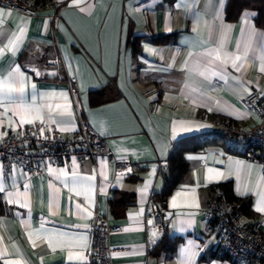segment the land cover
Returning <instances> with one entry per match:
<instances>
[{
  "label": "crops",
  "instance_id": "crops-1",
  "mask_svg": "<svg viewBox=\"0 0 264 264\" xmlns=\"http://www.w3.org/2000/svg\"><path fill=\"white\" fill-rule=\"evenodd\" d=\"M57 1L64 6L58 24L49 11L0 8V140L37 122L75 133L76 78L84 116L127 165L45 163L44 175L30 177L0 162V264H89L96 211L122 226L111 237L115 264H241L216 255L218 232L203 210L214 188L232 181L234 194L251 201L245 223L264 233V211L256 210L264 209L260 164L224 145L188 151L189 171L166 199L164 233L150 229V201L162 194L169 171L160 161L178 141L223 120L256 123L244 101L252 90L264 96L258 11L246 8L229 20V0ZM52 57L60 61L54 75L45 67ZM117 192L133 202L112 210ZM166 233L179 238L174 253L154 254Z\"/></svg>",
  "mask_w": 264,
  "mask_h": 264
},
{
  "label": "built area",
  "instance_id": "built-area-1",
  "mask_svg": "<svg viewBox=\"0 0 264 264\" xmlns=\"http://www.w3.org/2000/svg\"><path fill=\"white\" fill-rule=\"evenodd\" d=\"M6 7L27 15H42L49 11L52 23L61 21L64 6L57 0L47 3L35 0H0V8ZM58 57L49 58L45 67L52 75L59 69ZM70 92L79 112L78 129L66 134L55 129H46L42 123H32L11 131L0 140V162L5 168L9 165L22 166L30 177L45 174L44 164L62 165L72 160L97 161L106 159L118 169L127 165L119 161L113 148L84 116L80 103V87L76 78L70 79ZM248 111L256 117V123L247 128L230 120H223L210 133L198 136L200 140L221 142L228 153L240 155L261 165L264 171V96L252 90L245 98ZM229 149V150H228ZM165 172L169 171V159L160 161ZM153 222L150 229L164 233L170 225L166 200L151 201ZM211 228L218 232V257H228L241 264H264V233L248 226L240 204L231 201L222 187H215L213 196L203 210ZM122 230V226L112 223L109 215L94 213L91 227V247L89 264H115L111 237Z\"/></svg>",
  "mask_w": 264,
  "mask_h": 264
},
{
  "label": "trees",
  "instance_id": "trees-1",
  "mask_svg": "<svg viewBox=\"0 0 264 264\" xmlns=\"http://www.w3.org/2000/svg\"><path fill=\"white\" fill-rule=\"evenodd\" d=\"M246 8H254L258 11V17L256 19V24L264 28V0H229L226 14L229 20H237L241 12ZM137 47L134 46V50ZM105 95H99V97L94 98V103L102 102ZM222 145L221 142L214 140H200L197 137H188L178 141L169 157V172L166 174V185L162 191V194L155 200H159L161 197L165 200L172 193L174 188L183 180L184 176L189 171V165L185 158V153L188 151H196L202 149L208 145ZM227 150V149H226ZM229 150V149H228ZM222 187L227 197L233 201L240 204L241 211L243 214H248L251 212V201L250 199L239 198L234 194L232 181H227L218 185ZM124 194L114 193L109 200L112 210H115L118 206H126L133 202V196L126 197ZM179 242L178 237H170L167 233L164 235L160 243L155 247L154 254H160L161 252L167 253L168 256H172L176 246Z\"/></svg>",
  "mask_w": 264,
  "mask_h": 264
},
{
  "label": "snow or ice",
  "instance_id": "snow-or-ice-1",
  "mask_svg": "<svg viewBox=\"0 0 264 264\" xmlns=\"http://www.w3.org/2000/svg\"><path fill=\"white\" fill-rule=\"evenodd\" d=\"M256 210L257 211H264V209H262V208H257Z\"/></svg>",
  "mask_w": 264,
  "mask_h": 264
}]
</instances>
